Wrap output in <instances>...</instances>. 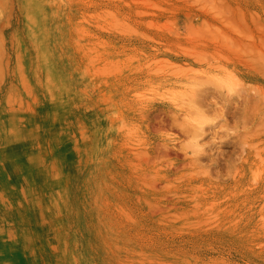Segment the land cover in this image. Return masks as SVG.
I'll return each instance as SVG.
<instances>
[{"label":"rangeland","instance_id":"rangeland-1","mask_svg":"<svg viewBox=\"0 0 264 264\" xmlns=\"http://www.w3.org/2000/svg\"><path fill=\"white\" fill-rule=\"evenodd\" d=\"M0 264H264V0H0Z\"/></svg>","mask_w":264,"mask_h":264},{"label":"bare ground","instance_id":"bare-ground-1","mask_svg":"<svg viewBox=\"0 0 264 264\" xmlns=\"http://www.w3.org/2000/svg\"><path fill=\"white\" fill-rule=\"evenodd\" d=\"M196 91V90H195ZM196 95V94H195ZM190 97V96H189ZM194 98V97H193ZM192 99V98H191ZM198 99V98H197ZM197 101V100H196ZM195 102V101H194ZM194 105V104H193ZM197 109H199V108H197ZM200 110V109H199ZM196 111V110H195ZM193 112V111H192ZM198 114H199V112H197ZM201 113V112H200ZM200 115V114H199ZM202 117V116H201ZM198 120H200L199 118H198ZM195 121V120H194ZM197 123V122H196ZM202 122H200V124H201Z\"/></svg>","mask_w":264,"mask_h":264}]
</instances>
